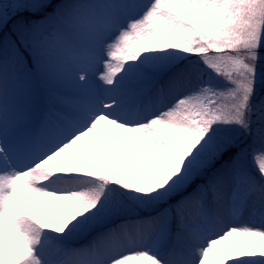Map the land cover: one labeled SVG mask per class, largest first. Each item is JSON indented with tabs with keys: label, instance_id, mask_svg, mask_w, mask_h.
Listing matches in <instances>:
<instances>
[{
	"label": "snow or ice",
	"instance_id": "6c2138e0",
	"mask_svg": "<svg viewBox=\"0 0 264 264\" xmlns=\"http://www.w3.org/2000/svg\"><path fill=\"white\" fill-rule=\"evenodd\" d=\"M0 264H264V0H0Z\"/></svg>",
	"mask_w": 264,
	"mask_h": 264
}]
</instances>
